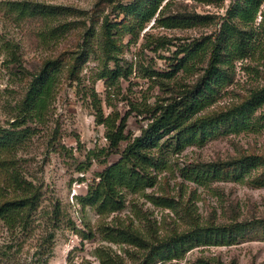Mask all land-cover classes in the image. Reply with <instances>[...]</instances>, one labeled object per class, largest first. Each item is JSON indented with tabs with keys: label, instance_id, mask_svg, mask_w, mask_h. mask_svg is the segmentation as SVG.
Instances as JSON below:
<instances>
[{
	"label": "rangeland",
	"instance_id": "obj_1",
	"mask_svg": "<svg viewBox=\"0 0 264 264\" xmlns=\"http://www.w3.org/2000/svg\"><path fill=\"white\" fill-rule=\"evenodd\" d=\"M9 1L0 0V127L19 133L13 148L0 151V185L14 168L41 186L42 196L28 228L13 231L0 219V264H264V123L259 119L264 103L238 127L219 125L191 142L172 133L160 137L151 146L153 185L120 187L121 208L99 213L83 199L147 124L148 105L169 96L176 82L193 80L195 75L176 71L178 46L214 37L237 0H170L168 12L211 16L208 23L189 27L159 25L155 18L141 27L136 14L118 8L134 0H38L68 8L54 21L20 18L9 10ZM262 10L264 0L254 22L261 45L234 61L231 82L200 114L227 110L264 88ZM63 22H70L65 34L45 33ZM106 23L116 43L112 53L106 49ZM13 49L22 67L5 61ZM48 59H56L59 68L53 94L42 116L23 119L20 105L29 82ZM113 68L119 72L110 73ZM153 70L173 75L151 77ZM99 109L116 116L117 123L126 118L129 137L117 149L109 147ZM246 156L257 161L241 174L224 168L219 178L191 177L205 163ZM8 192L19 193L13 187ZM56 208L57 223L51 218ZM223 224H233V234L212 239L219 243L194 241L177 253L165 250L152 262L146 259L149 247L121 241L113 230L136 228L155 241L187 231L203 234L205 227Z\"/></svg>",
	"mask_w": 264,
	"mask_h": 264
},
{
	"label": "trees",
	"instance_id": "obj_2",
	"mask_svg": "<svg viewBox=\"0 0 264 264\" xmlns=\"http://www.w3.org/2000/svg\"><path fill=\"white\" fill-rule=\"evenodd\" d=\"M162 2L163 0H134L130 3L118 4V8L125 14H136L141 21V27L144 22H148L152 18H155V22L159 25L167 27H189L206 24L211 17L209 14L197 12H168L170 0ZM262 2L263 0L235 1L227 9L214 37L204 36L178 46L176 53L180 57L177 56L176 71L182 70L195 76L190 83L180 86L175 81L177 87L171 89L169 96L157 99L148 105L147 111L150 116L139 134L128 139L129 136L125 133V116L117 123L118 119L112 113L105 116L102 109L98 110L97 117L106 126V137L110 149L119 148L121 141L128 139L120 159L107 166L100 173L99 180L92 184L83 196L86 202L97 207L99 213L113 211L123 206V202L120 200V187L143 188L153 185L154 180L150 169L155 160L151 146L160 137L172 133L180 141L191 142L196 135L204 137L219 125L238 127L248 123L251 115L264 103V88H259L252 91L250 96L239 105L211 114H200L204 108L211 104L222 88L231 82L232 77L229 72L232 71L234 61L246 57L256 46L261 45L262 38L259 37L254 22ZM8 7L20 18L39 17L48 21L59 19L68 9L63 5L38 0H10ZM261 15L264 28V10ZM104 26L105 36L108 38L106 49L108 53H112L111 45L116 46L112 28L108 23ZM69 29L70 22H63L46 30L45 33H48L51 38H58ZM9 46L7 45L6 48ZM2 49L3 46L0 44V53ZM108 55L110 57L112 54ZM5 61L8 63L17 62L22 67L14 49ZM56 64V59H48L42 68L33 74L25 98L20 105V109L25 111L23 119H27V115L42 116L58 79L59 68ZM117 72H119L118 68L110 70V73L113 74ZM167 73L161 74L153 70L150 75L151 77H153L152 75L169 77L173 75L170 72ZM160 81L164 83L163 79ZM165 84L169 85V82H165ZM259 119L264 123V113L260 115ZM18 133L14 128L0 127V151L13 148ZM255 161H257L256 158L246 156L224 160L221 163L208 162L200 170H196V172L193 170L194 176L191 175V177L197 179L203 173L204 177L219 178L226 168H233V172L241 174L248 171ZM1 163L6 166L12 165L9 158H2ZM10 187L15 188L19 193L9 196ZM41 196V186L11 168L7 179L0 185V219L13 231L28 228L41 205ZM59 217L56 208L51 215L52 221L57 223ZM232 225L207 226L204 228L203 234L187 231L171 234L155 241L148 240L136 228L118 227L113 230L121 241L134 243L140 247H149L146 259L148 262H152L165 250L177 253L179 249L192 245L194 241L207 244L219 243L218 240L212 239L220 235H232ZM203 236L205 239L202 238ZM227 242L230 243V240ZM209 264L213 263L209 262Z\"/></svg>",
	"mask_w": 264,
	"mask_h": 264
}]
</instances>
